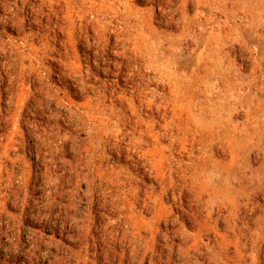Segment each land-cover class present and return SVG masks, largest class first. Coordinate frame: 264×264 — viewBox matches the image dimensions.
Masks as SVG:
<instances>
[{
    "label": "rangeland",
    "instance_id": "rangeland-1",
    "mask_svg": "<svg viewBox=\"0 0 264 264\" xmlns=\"http://www.w3.org/2000/svg\"><path fill=\"white\" fill-rule=\"evenodd\" d=\"M0 264H264V0H0Z\"/></svg>",
    "mask_w": 264,
    "mask_h": 264
}]
</instances>
